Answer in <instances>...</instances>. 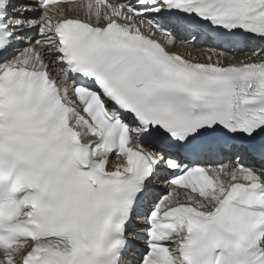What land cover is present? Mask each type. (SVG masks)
Returning a JSON list of instances; mask_svg holds the SVG:
<instances>
[{"label":"snow or ice","instance_id":"obj_1","mask_svg":"<svg viewBox=\"0 0 264 264\" xmlns=\"http://www.w3.org/2000/svg\"><path fill=\"white\" fill-rule=\"evenodd\" d=\"M257 40L264 0H0V264H264Z\"/></svg>","mask_w":264,"mask_h":264},{"label":"bare ground","instance_id":"obj_2","mask_svg":"<svg viewBox=\"0 0 264 264\" xmlns=\"http://www.w3.org/2000/svg\"><path fill=\"white\" fill-rule=\"evenodd\" d=\"M198 46L193 45L192 43H180V44H176L174 48V50H186V54H188L189 52L192 53V55L196 58V60L199 61H203L205 58L202 55L203 52H205L207 49H209V47L207 46H203L200 48H197ZM244 56H250V54H241L239 55L237 58H242ZM256 58H263V57H253V59Z\"/></svg>","mask_w":264,"mask_h":264}]
</instances>
